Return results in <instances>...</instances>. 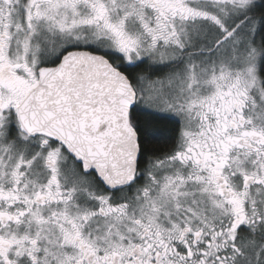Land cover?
I'll list each match as a JSON object with an SVG mask.
<instances>
[{
	"label": "snow or ice",
	"instance_id": "snow-or-ice-1",
	"mask_svg": "<svg viewBox=\"0 0 264 264\" xmlns=\"http://www.w3.org/2000/svg\"><path fill=\"white\" fill-rule=\"evenodd\" d=\"M0 264H264V0H0Z\"/></svg>",
	"mask_w": 264,
	"mask_h": 264
},
{
	"label": "trees",
	"instance_id": "trees-1",
	"mask_svg": "<svg viewBox=\"0 0 264 264\" xmlns=\"http://www.w3.org/2000/svg\"><path fill=\"white\" fill-rule=\"evenodd\" d=\"M137 118L141 120H149L151 119L150 116H148L146 113H137ZM157 129L162 134V137L164 138H172L175 136V125L170 122H160L155 125ZM165 145L162 143V141L158 142H152L149 144V147H164Z\"/></svg>",
	"mask_w": 264,
	"mask_h": 264
}]
</instances>
